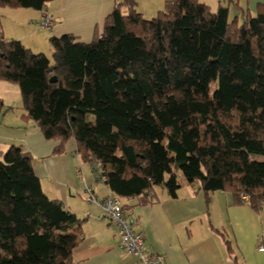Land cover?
Instances as JSON below:
<instances>
[{
    "label": "trees",
    "instance_id": "trees-1",
    "mask_svg": "<svg viewBox=\"0 0 264 264\" xmlns=\"http://www.w3.org/2000/svg\"><path fill=\"white\" fill-rule=\"evenodd\" d=\"M48 45L50 56L34 53L0 31V79L18 85L26 118L58 141L54 153L73 138L114 194L142 206L156 188L176 197L184 184L264 206V2L239 19L227 5L165 0L145 18L122 0L90 42L63 34ZM31 161L19 145L0 151V264H72L82 220L47 196Z\"/></svg>",
    "mask_w": 264,
    "mask_h": 264
},
{
    "label": "crops",
    "instance_id": "crops-1",
    "mask_svg": "<svg viewBox=\"0 0 264 264\" xmlns=\"http://www.w3.org/2000/svg\"><path fill=\"white\" fill-rule=\"evenodd\" d=\"M122 0H49L46 8L55 18L51 30L39 26L41 9L0 6V31L7 39L22 42L34 53L50 56V36L73 34L80 42H90L95 29ZM212 10L227 5L230 17L255 13L264 0H200ZM143 17L151 18L165 0H134ZM238 8H237V7ZM126 10V8H123ZM0 151L19 145L30 152L31 166L48 197L82 220L81 239L72 250V264H139L136 257L119 245L118 228L98 219L100 205L87 200L86 188L102 199L114 194L91 165L76 153L73 138L54 153L58 141L46 139L35 123L26 118L19 87L0 79ZM158 200L142 206L136 197H120L135 219L144 248L162 254L165 264H232L224 241L228 239L236 264H264V206L254 210L247 204H234L224 190L205 194L196 185H183L176 197L156 188Z\"/></svg>",
    "mask_w": 264,
    "mask_h": 264
},
{
    "label": "built area",
    "instance_id": "built-area-1",
    "mask_svg": "<svg viewBox=\"0 0 264 264\" xmlns=\"http://www.w3.org/2000/svg\"><path fill=\"white\" fill-rule=\"evenodd\" d=\"M55 22L54 16L46 9H41L38 24L40 27L51 30ZM96 177H101L102 167L99 162L90 163ZM87 200L100 205L102 211L98 219L107 220L114 223L118 228V237L120 247L136 257L139 264H165L162 254L148 251L144 248V239L141 232L135 229V219L124 208L120 197L116 194H110L102 199H98L91 191L86 188ZM243 199L247 196L243 195ZM258 249H264V244L259 241Z\"/></svg>",
    "mask_w": 264,
    "mask_h": 264
},
{
    "label": "water",
    "instance_id": "water-1",
    "mask_svg": "<svg viewBox=\"0 0 264 264\" xmlns=\"http://www.w3.org/2000/svg\"><path fill=\"white\" fill-rule=\"evenodd\" d=\"M51 80H55V77H52Z\"/></svg>",
    "mask_w": 264,
    "mask_h": 264
}]
</instances>
